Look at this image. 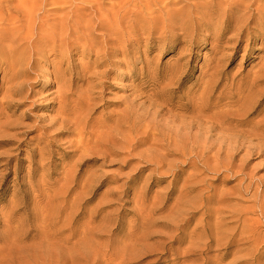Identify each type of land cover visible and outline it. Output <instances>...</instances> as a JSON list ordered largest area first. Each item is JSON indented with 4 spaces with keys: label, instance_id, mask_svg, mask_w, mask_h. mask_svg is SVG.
Returning a JSON list of instances; mask_svg holds the SVG:
<instances>
[{
    "label": "rangeland",
    "instance_id": "374dc122",
    "mask_svg": "<svg viewBox=\"0 0 264 264\" xmlns=\"http://www.w3.org/2000/svg\"><path fill=\"white\" fill-rule=\"evenodd\" d=\"M25 4L30 64L10 39L0 52V264H264V155L234 160V137L208 145L194 127L254 101L249 120L263 119L264 0H0V13ZM64 86L94 94L89 130L133 147L78 151L59 129Z\"/></svg>",
    "mask_w": 264,
    "mask_h": 264
},
{
    "label": "bare ground",
    "instance_id": "6f19581e",
    "mask_svg": "<svg viewBox=\"0 0 264 264\" xmlns=\"http://www.w3.org/2000/svg\"><path fill=\"white\" fill-rule=\"evenodd\" d=\"M24 1V0H23ZM66 2V1H65ZM33 3V2H32ZM65 4V3H64ZM36 6V5H35ZM58 6H60V4H58ZM10 8V7H9ZM36 7H32V5H31V7L30 6H28V5H24V6H21V8L20 7H18L16 10L18 11L17 13H18V15L17 16H14L13 14H12V12L10 13V14H6V15H2V13H0V21L1 20H4V21H6V22H8V24H10V25H15V24H17V22H22L21 20V16L23 17V18H27V20L28 19H31L30 20V22H29V25H28V27L27 28H23V24H20V25H18V26H14L10 31H12V35L11 36H8V35H2L1 33H0V52L1 51H6L5 50V47L3 46V43H4V41H6V40H11L13 43H16L17 44V48L16 49H14V50H8L7 52H8V54L10 55V56H14V57H16V62L19 64V65H22V64H30V59L28 60L27 58H26V56H27V54H30L29 55V57H33L32 56V50H30V49H32V47H33V42H34V39H35V34H36V32H35V21H34V19L36 18V16L35 15H33V9H35ZM42 8V7H41ZM93 8V7H92ZM96 9H98V8H96ZM10 10V9H9ZM87 11V10H86ZM89 11H91V10H89ZM88 11V12H89ZM0 12H1V10H0ZM88 12H86V13H88ZM91 12H93V11H91ZM96 13H97V10H96ZM95 13V14H96ZM12 14V15H11ZM105 14V13H104ZM103 14V15H104ZM114 14H115V12H114ZM153 14V13H152ZM64 15V14H63ZM89 15V14H88ZM84 16V15H83ZM105 16V15H104ZM103 16V17H104ZM150 16H151V14H150ZM85 17V16H84ZM109 17V16H108ZM82 18V17H81ZM105 18V17H104ZM112 18V17H111ZM111 18H109V19H111ZM107 19V18H106ZM105 19V20H106ZM113 19V18H112ZM261 19V18H260ZM139 20V19H138ZM108 21V20H107ZM113 21H115V23H117L116 22V20H112L111 22H113ZM152 21V20H151ZM155 21H156V19H155ZM158 21V20H157ZM87 22V21H86ZM106 22V21H105ZM109 22H110V20H109ZM120 22V21H119ZM261 22H264V20H262ZM88 23V22H87ZM87 23H86V25H87ZM89 23H91V22H89ZM93 23H94V21H93ZM98 24V23H97ZM113 25H115L114 24V22L112 23ZM111 24V25H112ZM131 24V23H130ZM133 24V23H132ZM131 24V25H132ZM153 24V23H152ZM118 25V24H117ZM130 25V26H131ZM135 25V24H134ZM137 25V24H136ZM135 25V26H136ZM155 25V24H154ZM97 26V25H96ZM119 26V25H118ZM98 27H100V26H98ZM120 27V26H119ZM122 27V26H121ZM108 29H111V30H113L112 28H108ZM99 30V29H98ZM119 30V29H118ZM16 31V32H15ZM97 31V30H96ZM107 31V30H106ZM114 31V30H113ZM68 32H69V30H68ZM95 32V31H94ZM110 32V31H109ZM124 33V32H123ZM13 34L14 35H17V36H13ZM78 34V33H77ZM114 34H116V32L114 33ZM61 35V34H60ZM121 35V34H120ZM119 36V35H118ZM48 37H49V35H48ZM55 37V36H54ZM63 37H64V35H63ZM78 37H80V36H78ZM78 37H76V38H78ZM49 38H52L51 36L49 37ZM61 38V37H60ZM89 38V37H88ZM113 38H116V36L115 37H113ZM80 39H81V37H80ZM83 39V38H82ZM100 39V38H99ZM122 39V38H121ZM53 40H54V38H53ZM90 40H92V39H90ZM98 40V39H97ZM104 40V39H103ZM82 41V40H81ZM84 41H86V40H84ZM87 41H89V40H87ZM94 41H96L95 39H94ZM116 41V40H115ZM36 42V41H35ZM54 42V41H53ZM105 42H106V40H105ZM55 43V42H54ZM85 43V42H84ZM90 43V42H89ZM96 43V42H95ZM90 44H93L92 42L90 43ZM36 45V44H35ZM93 46V45H92ZM92 46H91V48H92ZM48 47V46H47ZM55 47V46H54ZM54 49V48H53ZM55 50V49H54ZM6 52V53H7ZM107 57V56H106ZM106 57H101V60L102 59H104L105 61L107 60V58ZM109 58V57H108ZM105 61H103V62H105ZM108 61V60H107ZM32 64V63H31ZM263 72V71H262ZM264 75V74H263ZM96 76V75H95ZM92 87V86H91ZM64 88L65 89H63L62 88V90H60V91H58V93H57V96L55 97V99H58V104H59V109H58V111H57V115L60 117L59 118V120H60V128L59 129H62V130H64V131H62L61 133H63V134H65L66 132L67 133H69V135H72L73 137H75V139L74 140H72L71 142H72V145H74L75 147H76V149L78 150V151H81L82 153H85L87 150H89L90 149V146H93V144L95 145V146H99V147H106L107 148V151L106 152H104V155L106 156V155H111L112 156V154L113 155H115V154H118V151L117 150H115V144H114V142H116L115 141V139L118 141L120 138H118V136H113L112 135V133H108V135H106L107 137H105V133H102L101 134V132L99 131V129H98V127L99 126H96V127H93L92 128V126H91V128L92 129H90L89 130V117L88 116H84V114H83V109L87 106V104H89L90 102H91V104H93V100H94V96L92 97V95H94V94H92L91 92H90V90H88L87 91V93H85V95H84V98L83 99H79L78 97H76V95L74 94V93H72L71 91H69V89H67L66 88V86H64ZM93 88V87H92ZM72 96V97H71ZM86 96V97H85ZM76 97V99H73V98H75ZM241 99V98H240ZM96 101V100H95ZM94 101V102H95ZM137 101V100H136ZM135 101V102H136ZM210 101V100H209ZM241 101H243V100H241ZM73 102H76L77 103V106L78 107H70L71 106V104L73 103ZM206 102V101H205ZM134 103V102H133ZM248 103V102H247ZM257 103V104H256ZM232 104V103H231ZM237 104V103H236ZM244 104V103H243ZM242 104V105H243ZM246 104V103H245ZM244 104V105H245ZM258 104H259V106H260V102L258 101H254V102H252V103H249L248 105L246 104V107H242L243 108V111L241 112V109H237V111H234V112H227L226 114H224V116H223V114H219V113H221L220 111L217 113L216 111V113L217 114H219V115H221V116H216L215 118H214V120L215 121H210V122H213V124L211 125V126H206V127H204L203 125H201V123L199 124L198 122H195V124H194V127H196L197 128V130L198 131H201V130H205L206 131V135L208 136V138H206V140H205V143H207L208 144V141H209V139H210V136H212V134H210V135H208L209 133H216V137H218V134L219 133H225L226 135H228V136H231V137H234L235 138V145H233L229 150L231 151V153H232V155H233V158H234V160L237 158V156H239L240 155V153L242 152V151H247V152H244V153H246V155L247 156H254L253 158H255L256 157V155H264V117H263V119H259V120H256V119H254V120H249V117L250 116H253L255 113H257V112H259V115L260 114H262V109L260 110L259 108H258ZM127 105V104H126ZM133 105V104H132ZM200 105H202V104H200ZM215 105H217V103H215ZM234 105V104H233ZM238 105V104H237ZM243 105V106H244ZM128 106V105H127ZM160 106V105H159ZM202 106H204V105H202ZM207 106V105H206ZM220 106V105H219ZM208 107V106H207ZM222 107V106H221ZM226 107V106H225ZM228 108L227 109H229L230 108V106H227ZM214 108V107H213ZM217 107H215L214 109H216ZM218 108H220V107H218ZM218 108H217V111H218ZM129 109V108H128ZM199 109H200V111H199ZM85 110V109H84ZM196 110V109H195ZM221 110H222V108H221ZM226 110V108L224 109V107H223V112ZM205 112H206V115H205ZM155 113V112H154ZM157 113H158V111H157ZM215 113V115H217ZM213 114L214 113H212V116H211V114L209 113V115H208V111H206V109L204 108L203 110H201V107H199L198 108V112H196V114H194V112H193V115H194V117L196 116V119H197V121H201V119L202 118H204V119H206L207 118V116H208V119H210V117L209 116H211V117H214L213 116ZM154 115H156V114H154ZM257 117V116H256ZM254 118V117H253ZM253 118H251V119H253ZM193 119V118H192ZM213 119V118H212ZM118 120V119H117ZM124 120V119H123ZM195 120V119H194ZM125 121H126V119H125ZM207 119H206V122L205 123H207V122H209ZM244 121H249V123H247V125H244V123H242V122H244ZM192 123V122H191ZM203 123V122H202ZM242 123V124H241ZM113 124V123H112ZM187 124V123H186ZM209 124V123H208ZM207 124V125H208ZM111 125V124H110ZM204 125H206V124H204ZM118 127L119 128H121L122 127V124L121 123H119V125H118ZM184 127H185V124H184ZM193 127V128H194ZM243 127H245V128H243ZM110 128V127H109ZM179 128V127H178ZM181 128V127H180ZM190 128H191V126H190ZM196 128H195V130H196ZM185 130L188 132H190V129L189 130H187V127H185ZM110 131L112 132V130L110 129ZM180 131V130H179ZM178 131V132H179ZM192 131H193V129H192ZM108 132H109V129H108ZM129 132V131H128ZM106 133H107V131H106ZM117 133H119L118 131L116 132V134ZM181 133V132H180ZM179 133V134H180ZM194 133V132H193ZM199 132H197V133H195V134H198ZM208 133V134H207ZM114 134V133H113ZM121 134V133H120ZM126 134V133H125ZM176 134H178V133H176ZM178 134V135H179ZM188 136L190 135L189 133H186ZM88 135V136H87ZM119 135V134H118ZM200 135V134H199ZM220 135V134H219ZM123 136V135H122ZM202 136H204V135H202ZM124 137H126L125 135L123 136V139H125ZM190 137H191V135H190ZM198 137V136H197ZM197 137L195 138L196 139V141H197V143H195V141H194V144L196 145L197 144V146H198V144H200L199 142H198V139H197ZM223 137H225V136H222V138ZM106 138V139H105ZM200 138V137H199ZM203 138V137H202ZM212 138H214V136H212ZM228 138V137H227ZM226 138V139H227ZM127 139V138H126ZM126 139H125V141L124 140H119V141H121L122 143H125L126 145H127V147H133V145L128 141V142H126ZM176 139H177V136H176V138H175V140H174V142H177L178 143V141H176ZM216 139V138H215ZM215 139H213V140H215ZM220 139H221V137H220ZM224 139V138H223ZM171 140H173V139H171ZM170 140V141H171ZM182 140V139H181ZM183 140H184V138H183ZM217 140V139H216ZM219 140V139H218ZM230 140H231V138H230ZM192 141V142H193ZM207 141V142H206ZM220 141V140H219ZM224 141H227V140H224ZM223 141V142H224ZM229 141V140H228ZM234 141V140H233ZM105 142H107V144L105 143ZM110 144H109V143ZM201 142V141H200ZM213 142V141H212ZM231 142H232V140L230 141V143L228 144V146H230V145H232L231 144ZM113 143V144H112ZM128 143V144H127ZM170 143V142H169ZM167 144V143H166ZM171 144V143H170ZM182 144V146H183V143H181ZM185 144V143H184ZM210 144V143H209ZM208 144V145H209ZM218 144H220L221 145V142L220 143H218ZM223 144V143H222ZM225 144V143H224ZM249 144V145H248ZM176 145V144H175ZM174 145V146H175ZM210 145H212V144H210ZM161 146V145H160ZM181 145L179 144H177V147H180ZM185 146V145H184ZM183 146V147H184ZM191 146H192V143H191ZM207 146V145H206ZM218 146V148H220V146L219 145H216V147ZM222 146V145H221ZM126 147V148H127ZM165 147V146H164ZM171 147H172V145H171ZM194 147V146H193ZM192 147V148H193ZM124 148H125V146H124ZM125 148V149H126ZM191 148V149H192ZM208 148V146L205 148V149H203V148H199L200 150L197 152V156H196V158L197 159H200V155H202V154H204L205 155V153H202V154H200L199 152H202V151H204V150H206ZM213 148V147H212ZM212 148H210V149H212ZM223 148V147H222ZM175 149V148H174ZM181 149V148H180ZM94 150H96V148L94 149ZM94 150H93V153H94ZM179 150V149H178ZM194 151H195V153H196V151L197 150H195V148L193 149ZM219 150H221V149H219ZM90 152L92 151V150H89ZM180 151V150H179ZM182 151V150H181ZM185 151H186V149H185ZM184 150H183V152H185ZM213 151H215L216 152V150L214 149ZM223 151V150H222ZM228 151V150H227ZM97 152V151H96ZM182 152V153H183ZM191 152H192V150H191ZM206 152V151H205ZM215 152H212L213 154L215 153ZM92 153V152H91ZM99 153V152H98ZM102 153V152H101ZM180 153V152H179ZM194 153V152H193ZM194 153V154H195ZM212 153H209V154H212ZM220 153H221V151H220ZM226 153V152H225ZM225 153H224V156H225ZM85 154H87V153H85ZM90 154V153H89ZM185 154V153H184ZM101 155H103V154H101ZM215 155V154H214ZM214 155L212 156V157H214ZM218 155H221V154H218ZM157 156H159V155H157ZM242 157L244 156V154L243 155H241ZM81 157H82V155H81ZM203 157V156H202ZM220 157V156H219ZM107 158H109V157H107ZM106 158V159H107ZM195 158V159H196ZM204 158V157H203ZM224 158V157H223ZM226 158V157H225ZM229 158H230V156H229ZM249 158V157H248ZM247 158V159H248ZM218 159V158H217ZM219 159H221V157L219 158ZM239 159V158H238ZM243 159V158H242ZM245 159H246V157H245ZM209 160V159H208ZM224 160H226V159H224ZM230 160H232V159H230ZM240 160H241V157H240ZM249 160H251L250 158H249ZM256 160V159H255ZM164 161V160H163ZM200 161V160H199ZM205 161V160H204ZM210 161H211V159H210ZM233 161V160H232ZM264 161V160H263ZM236 162V161H235ZM238 162H240V161H238ZM237 162V163H238ZM249 162V161H248ZM247 162V163H248ZM210 163V162H209ZM220 163H221V160H220ZM231 163V162H230ZM203 164V163H202ZM241 164H243L242 162H241ZM240 164V165H241ZM244 164H245V162H244ZM243 164V165H244ZM222 165V164H221ZM235 165V164H234ZM242 165V166H243ZM246 165V164H245ZM245 165H244V167H245ZM236 166V168H238L237 166H239V163H238V165L236 164L235 165ZM226 167V169L228 170V171H230V174H233V172L232 171H234V167H233V165H231V166H225ZM222 168V167H221ZM236 168H235V172H236ZM214 169V168H213ZM217 169V168H216ZM218 169H219V167H218ZM239 169V172L243 169V168H238ZM206 170V169H205ZM215 170V169H214ZM217 171V170H216ZM219 173H220V171H218ZM232 172V173H231ZM242 172H244L243 170H242ZM229 173V172H228ZM240 174H241V172H240ZM239 174V175H240ZM236 175V174H235ZM234 175V176H235ZM226 176V175H225ZM231 177V176H230ZM244 180V179H243ZM247 180V179H246ZM245 180V181H246ZM84 183V182H83ZM240 184V183H239ZM242 185H243V183H242ZM260 195V194H259ZM210 196V195H209ZM204 197V196H203ZM203 199H205V198H203ZM259 200V199H258ZM257 202V201H256ZM242 216V215H241ZM15 247V246H14ZM13 247V248H14ZM63 254V253H62ZM65 263V262H64ZM71 263V262H70ZM60 264V263H59ZM67 264V263H66Z\"/></svg>",
    "mask_w": 264,
    "mask_h": 264
}]
</instances>
